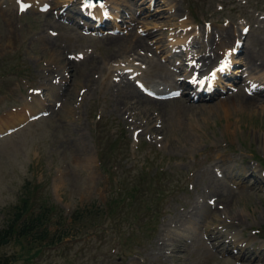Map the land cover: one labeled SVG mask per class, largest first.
Segmentation results:
<instances>
[{
  "label": "rangeland",
  "instance_id": "obj_1",
  "mask_svg": "<svg viewBox=\"0 0 264 264\" xmlns=\"http://www.w3.org/2000/svg\"><path fill=\"white\" fill-rule=\"evenodd\" d=\"M35 1L28 0L33 8L21 14L16 2L9 4L8 11L0 4V228L21 198L29 197L35 203L29 212L48 214L45 226L50 232L61 229L63 236L55 244H44L31 260L26 259L33 252L30 244L11 241L0 246V264H264V246L233 256L225 251L240 235L264 243V184L252 175L253 169H247L251 163L263 172L252 154L264 158V109L252 100L256 107H236L231 112L233 105H241L239 98L250 96L243 91L247 80L243 51L235 57L244 75L234 87L219 88L209 100L192 101L190 108H185L187 97L164 99L169 101L158 108L145 103L131 107L122 101L116 82H106L117 73L112 65L121 63L139 67L142 74L137 78L153 85L148 58L155 49L153 56L160 66L152 72L168 70L164 81L175 83L186 71L176 73L178 57L168 55L167 45L172 43L168 38L175 36L180 43L192 36L195 44L205 42L206 29L214 34L215 47L217 33L238 34L237 28L249 24L243 49L255 48L256 54L261 53L257 58L264 60V31L259 30L264 26V0H106L105 10L100 9L105 27L91 30L90 35L78 24L83 19L74 15L81 0ZM43 2L49 4L48 10L38 11ZM174 31L178 32L171 35ZM227 47L212 49L221 55ZM132 49L135 52H129ZM78 52L81 59L67 58ZM55 76L57 84L52 81ZM32 88L42 89L44 96L47 90L50 99L40 94L45 115L29 121L28 115L36 110L23 101L37 97L29 93ZM224 101H229L228 114L222 108ZM11 120L12 125L25 121L10 131L6 128ZM97 149L104 154L103 169L111 163L110 174L103 172ZM209 168L218 171L226 187L217 194L209 187L206 197L214 205L198 210L203 215L191 227L171 232L174 214L186 210L185 202L200 188L206 191L209 183L202 173H210ZM227 178L236 182L231 190ZM236 190L241 192L234 194ZM43 202L53 206L52 212L38 208ZM215 209L219 215L210 224ZM164 224L167 234L161 231ZM159 232L165 233L169 246L155 256L150 251ZM195 232L203 237L197 245L188 240ZM183 235L185 248L177 242ZM242 241L247 247L248 241Z\"/></svg>",
  "mask_w": 264,
  "mask_h": 264
},
{
  "label": "bare ground",
  "instance_id": "obj_2",
  "mask_svg": "<svg viewBox=\"0 0 264 264\" xmlns=\"http://www.w3.org/2000/svg\"><path fill=\"white\" fill-rule=\"evenodd\" d=\"M114 1V0H113ZM6 2H9V4H13V2H16V4H19L21 1L19 0H0V4L2 3H6ZM28 2V0H27ZM29 3V2H28ZM44 3V2H43ZM42 4V3H40ZM39 4V5H40ZM33 8V6L31 5V3H29L28 7L25 5V12H27L28 10H31ZM35 8V6H34ZM97 9V8H95ZM7 11H8V8H7ZM75 15V14H74ZM97 16V15H96ZM133 21V20H132ZM131 21V22H132ZM90 27H93L94 26H90ZM105 27V26H104ZM207 45L206 47L202 44H198V47H197V50L198 51H207L209 53V51H212V47H213V34L212 32H210V30H207ZM218 35V33H217ZM221 38L219 40V44L221 46H224L226 43H229L230 41L233 42V39L234 37L238 36V34H236L234 31L233 32H225V33H221L220 34ZM113 37V36H112ZM115 37V36H114ZM190 37V36H189ZM188 38V37H187ZM217 38V37H216ZM114 40V39H113ZM51 41V40H49ZM117 41H118V38H117ZM184 40H181L182 42V45L184 46V43H183ZM45 44V43H44ZM178 44V43H176ZM230 44V43H229ZM47 46V44H45ZM50 45V44H49ZM193 44H191L190 46H192ZM190 46H189V49H187V47L185 46L183 49H181L179 51V53H188V50H190ZM217 46V45H216ZM258 46V45H257ZM220 48V46H219ZM225 48V47H224ZM144 51L147 50V47H144L143 48ZM221 49V48H220ZM222 50H224L222 48ZM241 52L243 51V69L246 71V74L249 75V80H252L254 83L257 82V84H259L260 82H264V60L260 59V58H257V55L256 54V50L255 48L253 47H247L245 49H243V47L241 48L240 50ZM258 51V50H257ZM126 53V51H119L118 53ZM128 52V50H127ZM129 52H135L134 49L130 50ZM225 51H223L222 53V56L224 54ZM122 53V54H123ZM151 53V56L148 58V60L150 59V62H149V65L148 67L151 69L149 71L148 74H150L151 77H153L152 79V84L154 87H156V89H159L158 86H160V84H164L163 87H161L160 89H162V92H157V93H164L166 92L165 88H168L170 85H172V83L174 82H171V81H164L167 77H168V70H166L167 72H161V74L159 73H153V69L155 67H159L160 64L159 62H156L157 58L155 56H153V54L155 53V50H151L150 51ZM178 53V54H179ZM261 54V53H260ZM210 54H207V56H209ZM260 56V55H259ZM262 57V56H261ZM218 58L219 56H217L216 54L213 55L212 59L210 60V62H204L202 59H200L198 61V68L199 69H203V72L206 73L208 72L209 69L213 68L214 66H216L218 64ZM234 59V58H233ZM237 60V59H236ZM234 61V60H233ZM239 61V60H238ZM235 63H237V61H234ZM108 63V62H107ZM233 63V62H232ZM103 66L106 67V63L105 62H102ZM208 64V65H207ZM207 65V66H206ZM113 66H115V68L113 69V72L117 71V73H119V75L116 73V75H113V73H111V75L109 76V78H107L106 82L107 84H112L114 83L115 85V82H116V85L119 86L120 90H121V95L123 96L122 98V101L125 102L126 104H128L129 106L131 107H135L136 103L137 105L140 103L141 105L143 103H145L146 105H151L153 108H158V105L159 104H163L165 101H169V100H165L163 101L164 99H157V98H152V97H148V96H145L143 95L141 92H139L133 85V83L131 82V80H129V78L127 76L124 75L123 71H128V72H131V70L128 68L129 66H121V63H115L113 64ZM107 68V67H106ZM135 70H139V68H135ZM134 69H132V71H135ZM238 71H240V68L239 67H236L234 69V71L232 72L233 74H230V77L232 79L236 78V74ZM170 72V71H169ZM174 73V72H173ZM191 71H189L186 75V77H190L191 76ZM215 74L217 73V71L214 72ZM175 74V73H174ZM256 75V76H254ZM113 76H115V78H113ZM251 76H254L253 79H251L250 77ZM173 77V76H172ZM198 79L199 78H196L193 80L194 83L198 82ZM247 79V78H246ZM204 80H209V78H205ZM239 80V79H238ZM224 85H231V83L229 81H224L223 82ZM183 82H181L179 85H182ZM253 84V83H252ZM248 86V85H247ZM159 89V90H160ZM174 89V88H172ZM171 89H168L167 91H169ZM238 90V89H237ZM256 93H254V95H251V96H246V97H241L239 98V102L241 103V105L239 106H236V105H233L232 106V109H231V112L234 111V109H242V108H250V107H256V106H252L253 105V102L252 100H255V101H258L261 103V105L259 106L261 110L264 109V88H257L256 89ZM39 93V92H38ZM259 93V95H257ZM179 96L174 98L173 100H178V98H181V97H187V105L185 108H190L192 107V101H193V98L194 97H197L196 100H199V99H202V97L204 95L208 96V94H201L200 92H195L194 94H183L182 92H179ZM255 94L257 96H255ZM244 95V94H243ZM40 96V94L37 95V97H32L29 99L30 102H33L34 104L38 105L39 104V100H38V97ZM129 99H133V101H130ZM180 100V99H179ZM191 100V101H190ZM209 100V99H208ZM227 100V99H226ZM182 101V100H181ZM177 102V101H176ZM228 102L229 101H224L223 104H222V108L224 109L223 111L226 112L227 114L229 113V107L227 106L228 105ZM263 103V104H262ZM183 105V104H182ZM259 105V104H258ZM190 106V107H189ZM221 106V105H220ZM31 107V109L33 110V107L32 106H29ZM217 107V106H216ZM239 107V108H238ZM181 108L183 109V106H181ZM199 108V107H197ZM203 108V107H202ZM30 109V110H31ZM31 110V111H32ZM39 109L37 108L36 109V112L38 111ZM157 110V109H156ZM221 112V111H220ZM35 113V112H34ZM226 114V115H227ZM231 116V115H230ZM145 119V118H144ZM151 119V118H150ZM14 124H17V122H15ZM229 125V124H228ZM213 163V162H212ZM220 164V163H219ZM215 165V168L217 166V168H220V166ZM224 170H226V168L223 167ZM210 170V168H209ZM233 170L232 168L230 169H227V171H231ZM215 171V172H214ZM214 171L210 170V173L207 172V170H204V172L202 173V177L208 181L209 185L205 187V190L206 191H201V188L198 192V195L196 197H191L190 199H188V201L185 202L186 205H188L187 209L184 210V211H180V212H176L174 214V216L172 217V219L170 220V223H171V226L170 227H173L174 229L171 230V232L173 233H179V232H183L184 230H186V227H191V225L193 224L194 222V219L196 217L199 216V212H198V207L201 203L203 202H206L207 200H209L208 198H210V196L206 197L208 193H211L209 191V187H212V193L214 194H217V193H220L222 191V189H224L226 186L224 185L223 181L220 180V178L217 176L218 175V171L216 172V169H214ZM233 173V171H232ZM216 174V175H215ZM204 189V188H203ZM190 207V208H189ZM239 218V216L237 217ZM198 220V219H197ZM199 221V220H198ZM210 224L211 223V220L209 221ZM168 224V222L166 223ZM194 228V227H193ZM166 229H168V227L164 224V227L161 229L162 232H166ZM169 230H167L166 234L168 233ZM188 231V230H187ZM190 231V230H189ZM162 232H159V234L157 235V237L155 238L154 240V248L152 251H150V254H153L155 256H158V255H162L165 253L166 249H167V246L168 245V240L166 239V236L162 233ZM187 234V233H186ZM205 234V233H204ZM169 235V234H168ZM206 237V236H205ZM213 237V236H212ZM170 238V237H169ZM188 238V237H187ZM172 239V238H171ZM176 239V238H175ZM174 240V239H173ZM172 240V241H173ZM188 240H191V242H196V245L201 241L203 240V237L200 234H198L197 232H195L191 238H188ZM185 238H184V235L179 237L177 239V242L179 244V246L185 248L187 246V244L185 243ZM211 243V242H210ZM171 245V244H170ZM195 246V245H193ZM176 247V246H175ZM212 247V246H211ZM230 247V246H229ZM176 250H178L176 248ZM203 252V251H202ZM211 252V251H210ZM205 253V252H204ZM181 255V254H180Z\"/></svg>",
  "mask_w": 264,
  "mask_h": 264
},
{
  "label": "trees",
  "instance_id": "obj_3",
  "mask_svg": "<svg viewBox=\"0 0 264 264\" xmlns=\"http://www.w3.org/2000/svg\"><path fill=\"white\" fill-rule=\"evenodd\" d=\"M135 189H133L134 191ZM22 202L13 210L12 217L4 228H0V246L6 244L10 240H14L19 244V240L38 239V236L44 231L40 226L44 223L46 214L44 212L37 214H27L30 203L27 199H21ZM44 209L45 205L40 206ZM47 208L46 211H48ZM35 233V236H34ZM38 252L35 248L30 258L34 257Z\"/></svg>",
  "mask_w": 264,
  "mask_h": 264
},
{
  "label": "water",
  "instance_id": "obj_4",
  "mask_svg": "<svg viewBox=\"0 0 264 264\" xmlns=\"http://www.w3.org/2000/svg\"><path fill=\"white\" fill-rule=\"evenodd\" d=\"M86 1L87 2H92V1L94 2L95 1L94 3H100L101 2V0H86Z\"/></svg>",
  "mask_w": 264,
  "mask_h": 264
},
{
  "label": "snow or ice",
  "instance_id": "obj_5",
  "mask_svg": "<svg viewBox=\"0 0 264 264\" xmlns=\"http://www.w3.org/2000/svg\"><path fill=\"white\" fill-rule=\"evenodd\" d=\"M213 75H215V73H213Z\"/></svg>",
  "mask_w": 264,
  "mask_h": 264
}]
</instances>
